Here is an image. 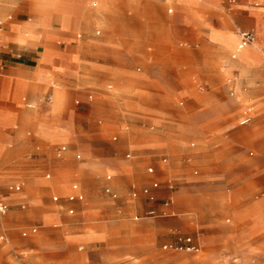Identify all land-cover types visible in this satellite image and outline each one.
<instances>
[{
    "label": "crops",
    "instance_id": "0c3cea01",
    "mask_svg": "<svg viewBox=\"0 0 264 264\" xmlns=\"http://www.w3.org/2000/svg\"><path fill=\"white\" fill-rule=\"evenodd\" d=\"M217 1L0 0V202L8 207L0 221L179 219L186 225L198 222L192 210L201 205L209 209L203 219H264V188L255 195L260 201H248L249 192L230 209L222 190L174 191L168 181H189L192 168L207 166L236 195L264 175V0H230L226 20L213 10ZM165 5L199 38L196 56L184 66L139 55L155 39V12ZM240 31H252L254 42L241 47ZM175 95L185 107L173 105ZM257 113L252 141V129L243 135L236 119L251 116L249 124L239 121L249 126ZM114 128L116 142L104 141ZM63 143L84 151L83 166L64 160ZM253 151L261 155L258 165L248 158ZM65 169L81 173L82 189L73 182L52 202L63 199L69 216L42 198L45 173L54 175L49 187L60 190L57 174ZM108 172L113 177H104ZM249 229L245 235L260 228ZM177 244L198 251L190 237Z\"/></svg>",
    "mask_w": 264,
    "mask_h": 264
},
{
    "label": "rangeland",
    "instance_id": "374dc122",
    "mask_svg": "<svg viewBox=\"0 0 264 264\" xmlns=\"http://www.w3.org/2000/svg\"><path fill=\"white\" fill-rule=\"evenodd\" d=\"M157 1L163 3L162 0ZM201 2L209 4L210 0ZM217 2L213 10L218 11L222 19H228L227 10L225 12L223 9L225 10L231 1ZM155 14V39L143 44L139 55L145 62L150 57L157 61L170 58L175 63L173 65L184 66V61L196 56L199 38L181 24L176 9L173 13H168L165 5L163 11H156ZM231 29L238 35L239 29L233 26ZM95 31L96 29L92 31V35L99 37L95 35ZM79 34L81 37L85 35L83 31L76 32V36ZM172 103L176 107H185L186 100L175 95L172 97ZM255 115L249 126L239 125L240 116L236 119V126L243 131V135H249L248 129H252V141L258 139V135H255L258 127L254 121L259 114ZM78 132H81V138L84 137L83 129L80 128ZM113 136L118 139L116 128L104 136V141L116 142L112 140ZM63 144L67 147L64 160L83 166L88 159L84 151H73L69 149L68 144ZM128 152L122 153L123 158ZM77 154L81 155L80 159H76ZM248 158L258 165L261 155L253 151V156L248 155ZM149 166L150 164H145V169ZM195 169L198 171L196 175L193 174ZM45 174H50V178H44L47 185L42 192L44 203H53L56 209L69 216L66 208L62 207L64 200L54 203L52 197H65L73 182H77L82 189L81 173L72 169L59 171L57 187L60 190L49 187L54 178L52 172ZM107 175L113 177L110 172L104 177ZM189 179L186 182H178L175 179L168 181L174 185V191L191 187L194 190L203 189L202 194L205 195L222 190L230 209L236 207L239 197L249 192L248 201L264 199L257 200L255 197L264 188V175L255 177L247 191L236 195L230 191L233 184L227 182L226 178H215L207 166L192 168L189 171ZM18 183L23 185L20 181L15 182V185ZM22 187L18 193H22ZM208 210V207L203 205L196 207L192 213H196L198 222L186 225L180 224L177 221L179 219H56L49 223H40L36 219H1L0 235L3 240L0 241V264H264V219H231V216H226L225 219H203V215L209 213ZM134 215L131 214L130 218ZM178 216L176 212L175 216L171 217ZM251 227L260 229H253L250 235H245ZM73 234L87 235L86 237L90 238L73 243L69 241ZM178 237H190L198 251H188L184 245H176ZM170 244L171 249H163L164 245ZM151 249L156 250L154 254H147ZM126 251L130 254L118 258L114 256V253L121 255L127 253Z\"/></svg>",
    "mask_w": 264,
    "mask_h": 264
},
{
    "label": "built area",
    "instance_id": "2783aa9c",
    "mask_svg": "<svg viewBox=\"0 0 264 264\" xmlns=\"http://www.w3.org/2000/svg\"><path fill=\"white\" fill-rule=\"evenodd\" d=\"M239 37H240V46L244 47L247 46L251 43L254 42L255 40V35L252 31H240L239 32ZM252 121V117L251 116H247L244 119L241 120L240 124L241 125H246L249 124ZM76 188V186H74ZM154 187H157V183H154ZM19 189V188H17ZM145 193H148V190H144ZM262 195H264V192L262 193ZM74 197L71 196L69 197V200H73ZM8 207L3 204L2 202H0V213H5L7 211ZM148 215H155L154 211H149ZM190 242V239H187V243ZM187 250H191V248L186 247Z\"/></svg>",
    "mask_w": 264,
    "mask_h": 264
}]
</instances>
